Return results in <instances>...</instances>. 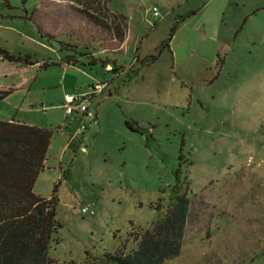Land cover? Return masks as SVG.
Instances as JSON below:
<instances>
[{
    "label": "rangeland",
    "instance_id": "rangeland-1",
    "mask_svg": "<svg viewBox=\"0 0 264 264\" xmlns=\"http://www.w3.org/2000/svg\"><path fill=\"white\" fill-rule=\"evenodd\" d=\"M154 3L158 16L151 0H110L127 36L102 50L120 42L71 0H0V46L18 57L0 55V119L52 129L33 187L57 197L48 254L136 248L178 175L190 211L163 264H264V0ZM101 81L96 121L66 146L77 118L64 92Z\"/></svg>",
    "mask_w": 264,
    "mask_h": 264
},
{
    "label": "trees",
    "instance_id": "trees-1",
    "mask_svg": "<svg viewBox=\"0 0 264 264\" xmlns=\"http://www.w3.org/2000/svg\"><path fill=\"white\" fill-rule=\"evenodd\" d=\"M71 1L100 27L108 28L116 41L124 40L127 17L114 10L110 0ZM0 55L18 58L1 46ZM73 60L69 54L67 61ZM6 92L0 89V97ZM51 135L52 129L45 125L0 119V264H163L180 252L191 199L177 175L173 200L162 217L136 232V248L126 251L122 244L114 252L89 256L82 262H62L50 256L48 251L58 242L55 234L61 226L56 216L57 197L54 193L43 196L33 187L45 167Z\"/></svg>",
    "mask_w": 264,
    "mask_h": 264
},
{
    "label": "built area",
    "instance_id": "built-area-1",
    "mask_svg": "<svg viewBox=\"0 0 264 264\" xmlns=\"http://www.w3.org/2000/svg\"><path fill=\"white\" fill-rule=\"evenodd\" d=\"M151 1V11L153 15H160L158 6L154 3V0ZM104 84L105 82H97L93 85V89L64 92L62 106L65 108V111L68 114H74V116L77 118L76 132L71 136V140L77 136V133L85 130L88 126V123L91 121H96L97 115L96 112L90 108V101L96 95V93L101 90ZM81 148L84 150V146H81ZM81 211L83 213L93 214L94 208L89 204H84L81 206Z\"/></svg>",
    "mask_w": 264,
    "mask_h": 264
},
{
    "label": "crops",
    "instance_id": "crops-1",
    "mask_svg": "<svg viewBox=\"0 0 264 264\" xmlns=\"http://www.w3.org/2000/svg\"><path fill=\"white\" fill-rule=\"evenodd\" d=\"M126 36H127V30H126L125 38H126ZM125 38H124V40H123L119 45H115V46H113V47H111V46H108V47L103 46L101 49L103 50V49H107V48H110V49L118 48V47H120V46L124 43ZM113 39H114V38H113ZM114 40H115V39H114ZM86 54H87V55H93V51H88ZM86 54H84L83 56H85ZM83 56H82V57H83ZM101 82H102V81H101ZM103 82H104V81H103ZM96 83H97V82H96ZM93 85H94V84H90V87L86 88V90H87V89H93ZM104 85H105V84H104ZM104 85H103L102 88H104ZM102 88H101V90H102ZM63 98H64V96H63ZM95 112H96V115H98L97 111H95ZM71 115H73V114H71ZM76 127H77V125H76ZM75 132H76V128H75V131L70 135L68 141L66 142V146H70V145H78L79 143H81V142H82V139H83L84 136H85L86 129L83 130V131H81L80 133H77V136L74 137V138L71 140V136H72L73 134H75Z\"/></svg>",
    "mask_w": 264,
    "mask_h": 264
}]
</instances>
